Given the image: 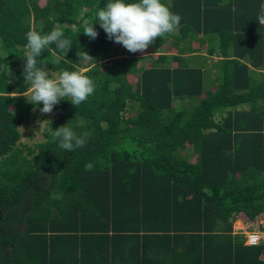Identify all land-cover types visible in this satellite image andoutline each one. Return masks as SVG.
Instances as JSON below:
<instances>
[{
	"label": "trees",
	"instance_id": "obj_1",
	"mask_svg": "<svg viewBox=\"0 0 264 264\" xmlns=\"http://www.w3.org/2000/svg\"><path fill=\"white\" fill-rule=\"evenodd\" d=\"M107 2L0 0V264H264V0H162L180 24L136 53L83 34ZM56 27L71 48L38 66L88 67L94 92L28 144L26 33ZM62 125L86 145L62 149Z\"/></svg>",
	"mask_w": 264,
	"mask_h": 264
},
{
	"label": "clouds",
	"instance_id": "obj_2",
	"mask_svg": "<svg viewBox=\"0 0 264 264\" xmlns=\"http://www.w3.org/2000/svg\"><path fill=\"white\" fill-rule=\"evenodd\" d=\"M180 20V15L173 13L162 0H108L97 13V22L85 26L83 34L89 39L97 38L98 32L94 25L99 23L110 40L121 44L129 52H143L157 38L172 33L179 26ZM256 21L264 26V4L260 6ZM26 39L23 73L30 88L27 96H24L34 106L42 102L43 107L39 109L41 113H51L54 106L65 99L77 108L93 94L94 83L84 72L64 70L55 78H50L46 66H38V58L46 46L54 43L64 54L71 48L70 41L64 38L59 27L43 35L29 30ZM77 55L85 62L97 63L87 51L77 52ZM90 135V132L77 135L72 128L62 125L53 131L52 138L59 139L62 149L74 151L83 148ZM86 168L90 169L91 165H86ZM260 239V234H253L249 242L255 245Z\"/></svg>",
	"mask_w": 264,
	"mask_h": 264
},
{
	"label": "rangeland",
	"instance_id": "obj_3",
	"mask_svg": "<svg viewBox=\"0 0 264 264\" xmlns=\"http://www.w3.org/2000/svg\"><path fill=\"white\" fill-rule=\"evenodd\" d=\"M126 53V52H124ZM88 67H84L81 69V71H84L85 69H87ZM59 73L55 72L54 73V77L58 76ZM42 108V107H41ZM55 109H53V111L51 113H41L39 111V117L31 120L30 122H24L20 125V129L22 131V137H21V141L22 142H28V144L30 143H34L35 141L41 140L43 139V135H42V128L43 125L45 123V121L49 118H52L55 114ZM234 227L236 231H245L247 230V224L242 221L241 219H237L234 223Z\"/></svg>",
	"mask_w": 264,
	"mask_h": 264
},
{
	"label": "built area",
	"instance_id": "obj_4",
	"mask_svg": "<svg viewBox=\"0 0 264 264\" xmlns=\"http://www.w3.org/2000/svg\"><path fill=\"white\" fill-rule=\"evenodd\" d=\"M253 234H260V235H261V239L259 240V242L262 240V238H263V232H262V231H260V230H250V231H247V232H246L247 242H248L249 244H251V243L249 242V238H250V236L253 235ZM259 242H258V243H259Z\"/></svg>",
	"mask_w": 264,
	"mask_h": 264
}]
</instances>
